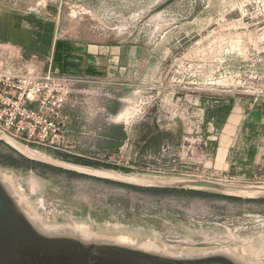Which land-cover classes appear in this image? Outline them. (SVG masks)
I'll list each match as a JSON object with an SVG mask.
<instances>
[{
    "label": "rangeland",
    "instance_id": "rangeland-1",
    "mask_svg": "<svg viewBox=\"0 0 264 264\" xmlns=\"http://www.w3.org/2000/svg\"><path fill=\"white\" fill-rule=\"evenodd\" d=\"M0 20L12 26V37H0V70L53 74L58 41L136 50L143 72L110 124L130 131L149 119L172 141L147 162L137 144L118 149V129L112 142H72L66 151L19 144L40 155L21 153L0 138V172L37 218L49 228L83 227L97 239L128 238L168 254L223 251L264 264V199L147 187L181 180L264 187V168H228L229 151L243 154L250 144L237 130L239 121L212 130L199 103L201 97L234 100L246 114L264 110V0H0ZM76 86L89 107L114 82L87 79ZM95 124L97 130L102 125ZM213 148L217 162L206 155ZM31 157L126 179L68 172Z\"/></svg>",
    "mask_w": 264,
    "mask_h": 264
},
{
    "label": "crops",
    "instance_id": "crops-1",
    "mask_svg": "<svg viewBox=\"0 0 264 264\" xmlns=\"http://www.w3.org/2000/svg\"><path fill=\"white\" fill-rule=\"evenodd\" d=\"M11 28L10 22L7 23L4 20H0V37L3 35L12 37V33L9 32ZM56 49L57 51L53 58V72L55 74L71 76L81 82H85L87 79L105 78L114 82V87L108 88L109 94L99 98H92L89 107H86L87 104L82 102L83 98L78 97L81 91L73 89V94L62 112L66 125V136L69 142L76 144L92 140H100V143L103 141L112 142L113 134L118 129L122 134L118 149L125 144L131 143L132 148L133 144H137L136 149L140 151V154L138 153L139 158L147 160V162L156 160L160 152L157 151L161 149V146L172 141H169L168 135L164 136L157 133L153 122L148 119L141 124H137L130 131L124 127L116 128L110 124V122L116 123L115 119L119 116V113H117L120 108L117 105L118 102H123L126 90L129 89L130 85L138 81L140 78L139 74L143 72L144 66L142 69L140 64L142 61L140 56L138 57L136 54V50L130 51L123 46L77 41H58ZM149 58L154 60V53H151ZM130 73L131 76H129ZM125 83L129 84L124 85ZM116 84L118 85L116 86ZM120 85L123 86L117 88ZM82 88H86V86ZM86 93L91 95L92 91H86ZM199 103L205 109L206 117L212 130L217 128V126H222L225 129L232 121L237 119L239 121L237 124L238 132L250 142L249 148H245V153L243 154L235 148L229 151L228 168L237 166L253 168V170L257 169L260 156L257 151L264 143V110L261 108L255 109L251 113L246 114L243 106L237 105V101L234 100L213 102L210 98L204 100L201 97ZM98 120H100L102 125L97 130V124L95 123ZM171 136L175 140V137ZM216 149H212L213 155L206 154L208 157L211 156L214 162H217L220 156Z\"/></svg>",
    "mask_w": 264,
    "mask_h": 264
},
{
    "label": "water",
    "instance_id": "water-1",
    "mask_svg": "<svg viewBox=\"0 0 264 264\" xmlns=\"http://www.w3.org/2000/svg\"><path fill=\"white\" fill-rule=\"evenodd\" d=\"M0 135L9 145H19L1 131ZM31 160L68 172L91 173L88 169L68 163H54L35 157ZM147 187L241 192L264 199V190L259 191L256 187L240 188L204 180L152 183ZM27 207L17 192L0 181V264H253L219 251L220 254L212 256L180 258V255H173L179 257L175 258L148 246L97 239L77 229L49 228Z\"/></svg>",
    "mask_w": 264,
    "mask_h": 264
},
{
    "label": "built area",
    "instance_id": "built-area-1",
    "mask_svg": "<svg viewBox=\"0 0 264 264\" xmlns=\"http://www.w3.org/2000/svg\"><path fill=\"white\" fill-rule=\"evenodd\" d=\"M79 82L55 73L0 70V131L19 144L71 149L62 112ZM258 164L264 168V143Z\"/></svg>",
    "mask_w": 264,
    "mask_h": 264
},
{
    "label": "bare ground",
    "instance_id": "bare-ground-1",
    "mask_svg": "<svg viewBox=\"0 0 264 264\" xmlns=\"http://www.w3.org/2000/svg\"><path fill=\"white\" fill-rule=\"evenodd\" d=\"M14 147H16L19 151L27 154V155H40L38 152H35L27 147H21L17 144H14ZM43 157V156H42ZM87 171H90L91 173L93 174H96V175H103V176H113V177H116V178H120L121 176L117 175V174H111V173H108V172H102V171H91V170H87ZM12 176V175H11ZM133 180V179H131ZM0 181H2L5 186H7L8 188H10L12 191L14 190L15 192L16 191V188L15 186L13 185V183H11L7 178H6V175L3 174L2 172H0ZM259 191L260 190H264V187H256ZM257 192V193H260V192ZM37 193V192H36ZM31 211H35L34 209H32V207L30 205H28V207ZM81 225V224H80ZM77 230L79 231H85V229L83 227H79V228H76ZM118 241H121L123 244H132V245H136V242L133 241V240H130L128 238H121L120 240ZM165 252V255L166 256H172V257H175V258H196V257H205V256H212V255H217V254H220L219 252H223V251H219V252H209V253H203V254H197V255H194V254H168L166 251H163ZM164 255V254H163ZM173 255H180L179 257H176V256H173ZM237 259H241L240 257H238L237 255H234ZM251 263V262H249Z\"/></svg>",
    "mask_w": 264,
    "mask_h": 264
}]
</instances>
